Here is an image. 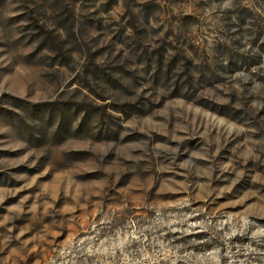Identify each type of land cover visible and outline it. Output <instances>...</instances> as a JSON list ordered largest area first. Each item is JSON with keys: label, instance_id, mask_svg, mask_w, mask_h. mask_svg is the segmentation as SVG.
Instances as JSON below:
<instances>
[{"label": "rangeland", "instance_id": "1", "mask_svg": "<svg viewBox=\"0 0 264 264\" xmlns=\"http://www.w3.org/2000/svg\"><path fill=\"white\" fill-rule=\"evenodd\" d=\"M0 264H264V0H0Z\"/></svg>", "mask_w": 264, "mask_h": 264}]
</instances>
